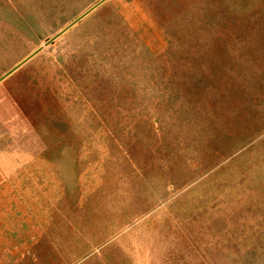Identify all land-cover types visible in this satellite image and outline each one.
Returning <instances> with one entry per match:
<instances>
[{
	"label": "rangeland",
	"instance_id": "obj_1",
	"mask_svg": "<svg viewBox=\"0 0 264 264\" xmlns=\"http://www.w3.org/2000/svg\"><path fill=\"white\" fill-rule=\"evenodd\" d=\"M0 0V264H264V0Z\"/></svg>",
	"mask_w": 264,
	"mask_h": 264
},
{
	"label": "water",
	"instance_id": "obj_2",
	"mask_svg": "<svg viewBox=\"0 0 264 264\" xmlns=\"http://www.w3.org/2000/svg\"><path fill=\"white\" fill-rule=\"evenodd\" d=\"M105 0H102L101 2L97 3L95 6H93L92 8H90L88 11H86L85 13H83L81 16H79L76 20H74L72 23H70L68 26H66L63 30H61L58 34H56L55 36H53L51 39H49L45 45H48L50 43H52L55 39H57L60 35H62L63 33H65L67 30H69L73 25H75L78 21H80L82 18H84L86 15H88L92 10H94L99 4H101L102 2H104ZM43 49V46H41L38 50H36L35 52H33L31 55H29L27 58H25L22 62H20L18 65H16L14 68H12L8 73H6L1 79L0 82L5 79L6 77H8L9 75H11L13 72H15L18 68H20L24 63H26L27 61H29L33 56H35L38 52H40Z\"/></svg>",
	"mask_w": 264,
	"mask_h": 264
}]
</instances>
